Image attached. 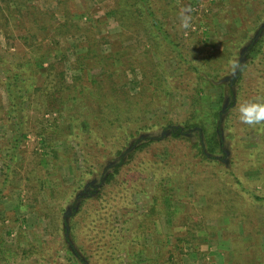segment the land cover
I'll return each instance as SVG.
<instances>
[{
    "label": "rangeland",
    "instance_id": "rangeland-1",
    "mask_svg": "<svg viewBox=\"0 0 264 264\" xmlns=\"http://www.w3.org/2000/svg\"><path fill=\"white\" fill-rule=\"evenodd\" d=\"M151 2L187 59L200 69H213L214 76L220 73L214 69L225 68L219 80L226 76L223 80L228 81L233 74V63L227 59L239 36L253 25L254 12L262 13V20L253 33L264 26V0ZM130 8L131 0H0V178L17 142L0 197V235L6 246L32 245L34 250L25 258L19 248L18 254L7 255L0 264H65L61 219L76 179L89 170L87 153L92 161L101 159L97 144L117 141L138 120L162 121L159 116L167 113L176 124L195 110L192 85L203 82L202 71L196 78L185 70L177 79L180 69L175 58L151 41L143 23L128 17ZM185 17L188 27L183 26ZM245 41L239 51L246 48ZM78 56H83L82 68ZM15 72L24 78L19 117L11 112L7 93ZM61 75L65 89L60 95L52 89L61 83ZM75 75H79L76 81ZM156 76L163 81L158 87ZM170 81L174 88L169 90ZM249 81L253 89L259 84L256 77ZM205 90H201L203 108L213 107L219 88ZM128 115L133 121L126 120ZM242 128L236 153L242 155L247 145L253 151L240 157L239 173L255 191L264 192V138ZM156 146L151 152L161 163L166 152H156ZM108 164L105 158L103 165ZM136 165L135 169H146L142 162ZM180 174L172 190L155 191L157 181L145 177L142 191L136 182L133 191L123 181V186L115 181L107 184L104 197L109 207L102 209V219L95 215L96 206L85 202L83 215L74 217L77 225H84L78 227L74 242L90 252L89 264H264V207L251 208L247 199H241L236 206L241 218L247 214L252 220L243 219L244 224L238 214L220 212L204 178L193 184L191 177ZM117 243L125 250L115 259L111 248Z\"/></svg>",
    "mask_w": 264,
    "mask_h": 264
},
{
    "label": "trees",
    "instance_id": "trees-1",
    "mask_svg": "<svg viewBox=\"0 0 264 264\" xmlns=\"http://www.w3.org/2000/svg\"><path fill=\"white\" fill-rule=\"evenodd\" d=\"M130 9L132 10L128 12V17L134 20V22L136 21L137 24L143 23L148 35L152 38L151 41L160 44L165 50L164 53L170 52L171 56L175 58L177 68L180 69V72L176 75L177 79L182 76L185 70L187 74L196 76V78H199L202 71L203 82H198V85H192L196 91L194 99L197 106L192 113L190 112L187 116L184 115L182 120L176 123L177 125L174 123L175 121L172 116L170 118L166 117L167 113L159 116L162 117V121L159 118H147L143 122L138 120L135 128H125L120 136L115 138L117 141L113 139L109 143H100L99 146L97 144V152L99 154L103 152L105 155L101 154V159L92 161L91 156H89L90 154L87 153L84 159L89 170L82 172L81 176H79L80 179H76L77 184L72 187L73 190L71 191L70 198L66 199L61 219V233L59 235H62L64 239L63 245L66 246L65 264H89V261H91V254L82 243L78 242L77 246H75L74 241L78 239V227L84 225H79V223L77 225L74 217L80 218L86 210V203L90 202L96 206V217L102 219L105 214L102 209L105 208L107 211L109 207L108 201L104 197V189L107 184H111L113 181L117 182L120 186H123L121 184L122 181L123 184L125 182V188H130L132 191L134 190L133 185L136 182V187L142 191V177H145L149 182L157 181L155 191H159L163 188L175 189L177 182L174 184V180L176 181L177 178L175 179V177L179 173H181L180 176L187 174L191 177L192 180L190 181L193 184L199 180L203 181L202 178H204L210 183V191L215 198L213 203H218L222 208L220 212L234 215L235 217L238 214L239 222L244 224V220L247 223H251L252 220L249 219L247 214L241 218L240 211L236 208L237 204L242 203L241 199H247V203L251 208L257 205L264 207V192L258 193L255 191L239 173L240 157L252 153V146L250 145L249 147L247 145L246 147H242L245 148V152H242L240 156L238 155L239 153H236L238 151L236 142L238 143L240 133L244 129L242 126L247 127V130L252 129L260 133V136L262 135V138H264V134L262 133L264 124L256 126L243 124L239 121L237 112V108L241 103L254 98L264 99V30L263 32L260 31L264 29V26H261L258 32L255 31L253 33L258 26L259 20H262V13L258 11L254 12L255 14L252 16L253 25L242 36H239L240 42L238 43L237 40V46H234L233 51L227 59L229 60L228 62L238 63L239 67L228 81H224L228 79L226 76H224V80L219 79L223 74H226L225 68L214 69V71L218 70L220 72L214 76L212 73L213 69H200L191 60L186 58L179 43L172 38L164 27L163 22L158 18L151 0H131ZM252 33L254 35H251ZM245 40L248 41L246 48L239 51L238 46L242 42L245 43ZM87 52L84 58H87ZM82 58L83 56H78L77 58L81 60L78 66L80 68L84 66ZM101 59L103 61L102 57ZM238 59L241 60L238 62ZM171 76V74H168L169 78ZM253 77H256L259 82L254 89L251 88L252 84L249 81V78L253 80ZM63 78L64 76L61 75V83L54 86L52 89L53 93L61 95V92L65 89ZM78 78L79 75H75L72 79L76 81ZM177 79H174V81ZM23 80L24 78L21 73L15 72L7 84L10 110L12 113L18 115V117L22 113L24 106V95L21 88ZM154 81L156 82V87L163 83L157 76ZM173 84L170 81V83L166 84V87L168 86L170 90L174 88ZM217 87L220 92L214 97L216 98V103L212 105L213 107L208 106V108H203V104L200 101L201 90L206 88L205 92H208V89L214 90ZM251 91H255V95L250 96ZM128 119L133 121L130 115L127 116L126 120ZM22 124L23 121L20 118L19 125L21 126ZM154 130L155 134L151 133ZM156 143V152L164 155V152H166L164 161L161 163H159L155 153L151 152L152 146ZM14 144L10 160L5 164L4 176L0 178V197L2 196L3 187L8 180L7 171L11 167V161L17 148V142ZM165 147L168 150H165ZM105 158L108 159V165H103ZM261 159L262 156L260 155L259 160ZM138 161L142 162L143 169L146 168L145 170L134 168V166H137ZM180 165L183 167L178 169ZM107 166H109V169H105ZM119 174H122L123 177H120ZM186 176L184 178L188 187ZM148 181H146L147 184H149ZM145 189L147 190V187ZM76 193L80 197L79 201H76L78 199ZM94 200L100 203L97 204ZM152 211L153 209H150L148 213L152 215ZM166 213L169 214L170 211ZM197 227L200 228V226ZM130 230L134 234L135 229L131 228ZM6 232H9V229ZM195 237V229H193L190 232L189 238L193 240ZM19 248L21 249V256L25 258L26 255L34 252L32 245L27 249L26 246L19 247V244L18 247L6 246L4 238L0 235V261H6L7 255L13 256L15 253L18 254ZM111 249L113 250L111 257L117 259V257H121L120 252L125 250V246L121 247L117 243ZM106 252L103 248V253ZM123 264H127V262Z\"/></svg>",
    "mask_w": 264,
    "mask_h": 264
},
{
    "label": "clouds",
    "instance_id": "clouds-1",
    "mask_svg": "<svg viewBox=\"0 0 264 264\" xmlns=\"http://www.w3.org/2000/svg\"><path fill=\"white\" fill-rule=\"evenodd\" d=\"M183 26H189V18H184ZM238 67V63L233 62V74H235V71L238 69ZM237 112L238 119L243 124H246L248 126L264 124V99L257 98L241 103L237 108Z\"/></svg>",
    "mask_w": 264,
    "mask_h": 264
}]
</instances>
